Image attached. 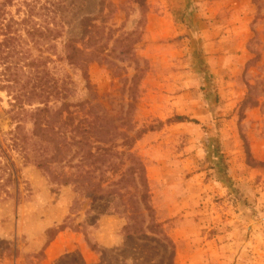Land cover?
<instances>
[{"label":"rangeland","instance_id":"obj_1","mask_svg":"<svg viewBox=\"0 0 264 264\" xmlns=\"http://www.w3.org/2000/svg\"><path fill=\"white\" fill-rule=\"evenodd\" d=\"M26 15L32 26H64L49 67L58 93L99 104L116 124L128 120L119 125L127 135L146 130L133 145L141 172L125 157L113 160L124 163L118 173L131 168L124 187L132 199L144 195L162 234L145 229L148 219L128 218L113 195L94 199L50 181L37 163L70 177L78 158L69 161L70 149L55 160L54 143L34 135L29 113L14 116L0 90V264H169V241L173 264L198 253L209 263L220 257L213 264H264V0H4L14 59ZM92 24L99 28L87 33ZM83 30L99 37L102 57L86 67L87 80L61 59L62 44L80 41ZM32 104L26 109L40 107ZM182 199L203 222L176 240L182 217L162 212ZM61 232L64 251L47 262Z\"/></svg>","mask_w":264,"mask_h":264},{"label":"trees","instance_id":"obj_2","mask_svg":"<svg viewBox=\"0 0 264 264\" xmlns=\"http://www.w3.org/2000/svg\"><path fill=\"white\" fill-rule=\"evenodd\" d=\"M56 13L55 10L54 15ZM29 19L30 16L26 15L21 20L24 32L20 42L21 57L14 59L12 50L15 38L9 36L10 25L4 19V0H0V90L5 91L9 97V105L14 116L25 118L26 113H29L33 120L34 135L49 139L54 143L55 160L64 159L66 155L64 151L73 149L69 161H73V158L77 157L79 163L76 165V172L70 177L55 175L47 167L48 164L43 162L37 163L38 167L44 169L50 181L56 180L63 185L72 182L87 193L93 192L94 199L101 193L107 197L113 195L119 201H123L121 203L123 211L129 214L128 218L144 223L148 219L145 229L154 234H162L155 223L153 209L146 203L144 195L141 194L139 199H132L130 192L124 187L129 181L128 179H131V168L118 173L120 165L124 163H114L113 160L125 157L126 160H130V163L138 164L139 172H141L142 163L134 155L133 145L141 138V135L146 133V130L140 131L139 129L133 135H127L119 131V125H125L128 120L116 124L115 117L108 116L99 104H92L88 101L72 103L68 101L70 95L58 93L56 90L57 79H54L49 67L51 63H54L51 56H55L56 42L64 30V26L46 22L32 26L28 22ZM54 21L53 18L49 22ZM98 28L99 26L96 24L88 25L87 33ZM85 30H83V37L80 41L68 40L62 44L63 57L61 59L67 65L77 68L81 72V76L87 80L86 67L92 62L101 60L102 57L98 47L99 37L95 34L94 36L88 34L84 37ZM34 50L37 55H32ZM137 63L138 61L133 62L134 65ZM135 78L136 74L130 79L131 84ZM85 87L88 89V83ZM132 90L133 87L130 86L129 91ZM57 95H60V101H57ZM34 101H37L40 107L27 110L26 107H31ZM51 102H53L52 104L58 102L59 105H50ZM127 109H130V104ZM182 119L179 117L178 120L183 121ZM117 136H121L122 139L116 147L124 148L122 151L114 150L115 142L113 141ZM247 154H249L248 151ZM107 171L110 173L109 177L105 175ZM9 175L12 177L14 171L11 170ZM114 175H118L119 178L113 180ZM105 183L108 187H112V193L104 194L109 191L103 188ZM139 183L144 186L141 175L138 177ZM102 195L100 198L103 197ZM163 239L168 242V238L164 237ZM168 243L172 251L169 264H173L174 245L170 241Z\"/></svg>","mask_w":264,"mask_h":264},{"label":"crops","instance_id":"obj_3","mask_svg":"<svg viewBox=\"0 0 264 264\" xmlns=\"http://www.w3.org/2000/svg\"><path fill=\"white\" fill-rule=\"evenodd\" d=\"M261 159V158H260ZM262 160V159H261ZM190 206L187 204L186 201L182 200H174L172 203H168L166 210L163 209V215L165 216L166 220H170L173 218L178 217V215L180 217H182V224H180V226H176L175 228L172 229L171 234L176 238V240H182V239H188L189 235L188 233H186V230L189 229L190 230H195L197 228L200 227V224L203 222L202 219L200 220H196V218H192L190 217V213L185 212L186 208H189ZM231 243V248H232V243ZM228 243V244H230ZM66 245L64 244V234L61 232L60 234H58V236L52 241L50 242L49 246L47 247V262H54L55 259L64 251V247ZM203 248V247H201ZM194 246L192 248V253L197 252L198 250L200 251L199 248H195ZM198 251V252H199ZM181 255V249L177 250L176 253V258L179 257ZM196 258H184L182 261L181 259H176L175 260V264H213L214 260L218 261L220 257H218L216 254L212 255L214 257H211L212 260L210 261V263L205 259H202L203 256L202 254L198 253L195 254ZM226 258V257H225Z\"/></svg>","mask_w":264,"mask_h":264}]
</instances>
